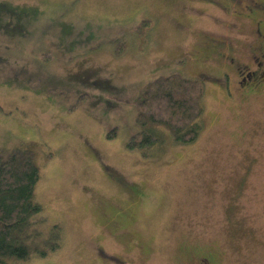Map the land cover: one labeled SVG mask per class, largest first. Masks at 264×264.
<instances>
[{
    "label": "rangeland",
    "instance_id": "obj_1",
    "mask_svg": "<svg viewBox=\"0 0 264 264\" xmlns=\"http://www.w3.org/2000/svg\"><path fill=\"white\" fill-rule=\"evenodd\" d=\"M259 27L264 0H0V155L36 153L62 230L19 264H264V82L238 83ZM174 74L204 84L198 140L129 150L141 91Z\"/></svg>",
    "mask_w": 264,
    "mask_h": 264
},
{
    "label": "trees",
    "instance_id": "obj_2",
    "mask_svg": "<svg viewBox=\"0 0 264 264\" xmlns=\"http://www.w3.org/2000/svg\"><path fill=\"white\" fill-rule=\"evenodd\" d=\"M150 22V21H149ZM143 21L139 28L149 29ZM202 80L180 74L161 76L141 91L136 133L131 151L144 152L164 145L162 131L179 146L194 144L203 130ZM115 132L108 137L112 139ZM143 156L148 157L146 153ZM41 168L31 149L0 155V264L26 263L32 257L46 258L62 247V230L55 226L46 236L43 206L36 199Z\"/></svg>",
    "mask_w": 264,
    "mask_h": 264
},
{
    "label": "flooded vegetation",
    "instance_id": "obj_3",
    "mask_svg": "<svg viewBox=\"0 0 264 264\" xmlns=\"http://www.w3.org/2000/svg\"><path fill=\"white\" fill-rule=\"evenodd\" d=\"M258 36H259V42L260 47H259V56L256 57L255 59V66L256 69L254 70H246L245 71H240V80L238 81L239 85L243 87V89L247 87H257L260 83L264 82V33L262 32L261 28L259 27L258 29ZM235 63V62H234ZM232 69V68H231ZM239 73V72H238ZM227 78L230 79V74L229 73H224ZM204 260L207 262L206 264H213L212 259L206 258L201 260V264H204Z\"/></svg>",
    "mask_w": 264,
    "mask_h": 264
}]
</instances>
